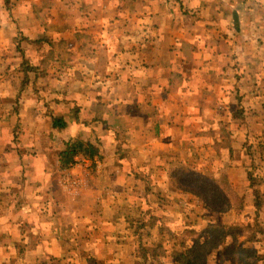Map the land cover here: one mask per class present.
<instances>
[{"label": "crops", "instance_id": "crops-1", "mask_svg": "<svg viewBox=\"0 0 264 264\" xmlns=\"http://www.w3.org/2000/svg\"><path fill=\"white\" fill-rule=\"evenodd\" d=\"M92 1H66L59 44L94 46L97 69L1 99L0 264H75L88 254L82 237L98 248L88 217L113 240L117 197L139 204L169 160L197 153V139L264 119V0ZM82 154L101 175L71 195L62 179L79 173ZM70 223L79 240H67Z\"/></svg>", "mask_w": 264, "mask_h": 264}, {"label": "rangeland", "instance_id": "rangeland-1", "mask_svg": "<svg viewBox=\"0 0 264 264\" xmlns=\"http://www.w3.org/2000/svg\"><path fill=\"white\" fill-rule=\"evenodd\" d=\"M66 1L9 0L5 3V0H0V109L2 106L1 99H7L8 96L14 98V93L18 89H27L32 92V90L40 88L46 91L49 90L53 81L61 82L67 76H72L75 79L81 76H84V78L90 76L92 72H87L85 67L92 70L97 69L98 65L94 58L97 56L98 49L94 46L92 48L88 47L87 44H70L69 46L59 44V38L65 35L60 34V32L65 33L66 29ZM57 6L61 9L60 11L55 10ZM20 12L24 14L22 15ZM24 16L26 17L25 23ZM17 33H20L21 36L17 37ZM83 33L85 34L86 31ZM49 39H52V45L48 41L45 42ZM20 42H22L21 48L24 49V58L15 47ZM85 80L83 79L82 82ZM91 84L92 80H90ZM24 99H26L25 95ZM7 111L0 110L1 126V117ZM17 122L19 121L15 122L13 120L10 122L15 141L19 136L17 133L19 134L21 130V126L16 129ZM254 124L249 125V127L248 125L241 128L234 127L233 130L229 131L230 136L224 133V136L220 137L221 141L217 143L210 142L206 137H203L202 140L197 139V153H180L181 163L179 167L181 169L184 170L187 166H192L193 161H195V168L199 164L205 172L223 177L233 186L237 195L234 201L236 200L240 205L239 202L242 199V208L238 207L225 215H221L202 206L195 195L173 191L168 178L172 169L177 166L170 168L167 164L163 166V170L156 167V169H159L160 174L153 175L158 178L155 184L151 182L153 189L148 192L141 190L135 196L141 198L142 202L139 204L127 202L124 200L125 195H122L120 200L117 198L118 204L117 206L113 205L115 208L112 213L115 217V225H119V229L124 227L130 229V225L124 223V217L128 215L129 219L132 220L135 210L142 208L144 220H149L145 222L146 227L150 223L154 224V227L149 231L145 228L144 235L148 232L153 235L157 233V230L162 229L161 234L164 235V239L173 237L174 242L185 239L190 231H200L202 228L220 223L224 219L239 221L250 227V229L254 224L264 229V176L256 178L254 184H252L253 178L261 176L264 172V156L261 157V154H259V145L264 146V119L259 125ZM225 131H227L226 128ZM224 137L226 141L220 147L216 146V144L220 145L224 141ZM4 147L9 151L11 145L5 144ZM249 147L250 150H248ZM2 149L3 146L0 144V151ZM197 155L201 157L196 158ZM252 158H254L253 163H257L258 167H263V169L249 178L248 174L253 164L250 165V159ZM149 161L151 164L152 160L150 158ZM174 161L179 162L178 159ZM99 168L100 163L98 160L95 162L92 172L89 171L88 180L78 188L79 190L85 194L89 193L92 175L99 172L101 175V169L99 170ZM151 176L150 174L149 177ZM99 191L100 189L97 187L96 192ZM254 191L259 195L253 197L249 194ZM79 194L82 193L79 192ZM100 208L93 211L97 212V218L94 220L96 224L105 220V217L109 215V207ZM83 209L86 211L88 207ZM84 222L90 227L95 225L90 217ZM63 229L66 230L67 240L69 241L71 239L79 240L74 237L79 236L81 238L83 236V232L76 230L73 223L65 225ZM253 233L255 234L254 240L257 239L259 241L257 244H259L260 239L258 237L262 236L261 233L255 227H253L252 232H249V235H253ZM131 234L130 240H132ZM247 236L248 233L242 240L248 238ZM85 239L87 238L82 237L80 239L83 240L82 244H84ZM109 239L110 241L99 239L96 250L94 244L90 243L93 245L92 248L84 245V250L89 255L86 264L91 260H94L97 264H133L136 252L134 251V245L127 242L129 239L127 241L121 237L117 241ZM108 242H111L109 248L106 246ZM166 248L170 252L168 245H166ZM79 255L74 256L73 254L72 261L75 260V264H84L86 256ZM4 257L5 255H0V263ZM169 259L163 257L161 263L167 264L168 262L171 264ZM208 264H218L216 256H210Z\"/></svg>", "mask_w": 264, "mask_h": 264}, {"label": "trees", "instance_id": "trees-1", "mask_svg": "<svg viewBox=\"0 0 264 264\" xmlns=\"http://www.w3.org/2000/svg\"><path fill=\"white\" fill-rule=\"evenodd\" d=\"M6 1L9 0H5V3ZM16 36H21V34L17 33ZM46 41L52 45V39L45 40V42ZM21 44L22 42L17 43L15 47L16 50L23 55L22 58H24V49L21 48ZM18 127H20V125H17L16 129ZM227 135L230 136V133L228 132ZM225 139L224 137V141L220 145L216 144V146L220 147L226 141ZM219 141H221V138ZM263 147V145H259V154H261V157L264 156ZM248 150H250V147ZM82 155L86 159L91 160L93 158L91 155ZM198 157H200V155H197L196 158ZM253 162L254 158L250 159V165ZM168 164L169 167L172 168V160H169ZM194 164L195 161H193L192 166H187L184 170L180 167L172 169L168 180L170 181L173 191L191 193L195 195L202 206L211 212L221 215H225L235 208H242V199H240V205H238L236 200L234 201L237 195L233 186L227 180L217 174L205 172L198 163L197 168H195ZM263 167L259 168L257 163H253L248 177L251 178L256 175ZM263 176L264 172L261 176L253 178L252 184H254L256 178ZM249 194L253 197L259 195L256 191ZM129 218L130 217L126 215L124 217V223L126 225L129 224L130 229L126 227L119 229V225L113 224V230L115 231L114 238H112L117 241V239L121 237L127 241L130 238V233H132V240L129 239L127 242L134 245V251L136 252L133 264H162L161 260L163 257L170 258L171 264H208V259L212 255L216 256L218 264H264V229L256 224L250 229V227L239 221L224 219L222 222L206 228L204 227L200 231H190L185 239L174 242L173 237L164 239V235L161 234L162 229L159 231L157 230L156 234L150 235L148 232L144 235L145 228L149 231L154 227V224L150 223L149 226L146 227L145 222L149 220H144L142 208L135 210L132 220ZM253 227L262 235L258 237L260 239L259 244H257L259 242L257 239L254 240V233L253 235H249V232L253 231ZM92 228L99 242V239H101L99 237L100 231L96 230V226ZM247 233L248 238L242 240L246 237ZM108 241H110V239H108ZM83 243L84 245H88L89 240L85 239ZM110 244L111 242L106 243L107 248H109ZM166 245L170 247V252L166 248ZM83 255L87 258L84 259V264H86L89 255ZM88 264L97 263L91 260ZM167 264L170 263L167 262Z\"/></svg>", "mask_w": 264, "mask_h": 264}, {"label": "built area", "instance_id": "built-area-1", "mask_svg": "<svg viewBox=\"0 0 264 264\" xmlns=\"http://www.w3.org/2000/svg\"><path fill=\"white\" fill-rule=\"evenodd\" d=\"M78 163L79 173H65L62 179L64 190L71 195L79 194V187L83 186L87 181V175L91 167L92 161L83 157ZM67 172V170H66Z\"/></svg>", "mask_w": 264, "mask_h": 264}]
</instances>
